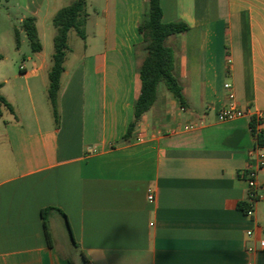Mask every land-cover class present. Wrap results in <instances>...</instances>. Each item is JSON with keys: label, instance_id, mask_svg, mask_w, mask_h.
<instances>
[{"label": "crops", "instance_id": "crops-1", "mask_svg": "<svg viewBox=\"0 0 264 264\" xmlns=\"http://www.w3.org/2000/svg\"><path fill=\"white\" fill-rule=\"evenodd\" d=\"M70 2L0 1V23L19 37L12 62L0 45V94L14 110L0 118V264H264V146L250 127L259 113L264 132V0H160L164 23L188 27L166 39L186 105L160 84L128 140L148 0H87L56 122L52 19ZM29 17L37 53L22 30ZM227 83L248 115L220 122ZM248 169L261 197L251 217L240 208Z\"/></svg>", "mask_w": 264, "mask_h": 264}, {"label": "trees", "instance_id": "trees-1", "mask_svg": "<svg viewBox=\"0 0 264 264\" xmlns=\"http://www.w3.org/2000/svg\"><path fill=\"white\" fill-rule=\"evenodd\" d=\"M0 1L8 2L10 0ZM162 17L163 11L160 0H148L146 14L138 27L139 33L147 42L146 54L140 71L142 88L140 96L134 106V119L124 136V140L130 139L142 116L154 105L160 84L163 83L166 85L167 89L173 94L180 106L185 107L186 105L182 89L174 74V54L173 51L166 46V39L172 35L187 31L188 27L183 23L166 24L162 21ZM87 19V0H71V2L62 8L52 19V25L56 34L53 40L54 52L48 74V98L56 122L59 121L58 95L61 88V78L65 70L67 55L70 52L69 33L74 30L81 39L85 40ZM22 30L27 36L32 52H40L42 50V44L38 37L36 19L33 17L26 18L22 23ZM16 43L17 46H19V37L17 33ZM2 59L3 57L0 55V61ZM4 109L14 112L12 106L0 94V118L3 115ZM253 125L254 122L250 121L251 129ZM258 145L260 148L264 146L263 130L258 137ZM240 208L246 212L248 208L247 203L241 204ZM42 214L44 217L46 234L51 244V237L45 219L47 210H44ZM61 214L66 219V216L63 213Z\"/></svg>", "mask_w": 264, "mask_h": 264}, {"label": "built area", "instance_id": "built-area-1", "mask_svg": "<svg viewBox=\"0 0 264 264\" xmlns=\"http://www.w3.org/2000/svg\"><path fill=\"white\" fill-rule=\"evenodd\" d=\"M225 89L228 93V100H229V104L227 107L223 108L219 113H218V121L220 122H231V121H235L238 119H241L243 117H246L248 115L247 111H244L242 109H239L236 104H235V91L234 88L231 84L227 83L225 85ZM251 121L254 122L253 128L251 129L254 140L256 142V149H259V145H258V137L262 132V115L261 114H256L254 116L250 117ZM255 149V150H256ZM254 150V151H255ZM250 153V155L253 154V152ZM259 168H263L264 166V156L261 155L259 157ZM245 176H246V181H247V185H248V193H247V211L245 212V214L248 217L253 216L254 214V210H255V205L258 203V201L260 200V194H259V183H258V179H257V173L256 171L252 170V169H248L245 172ZM149 200L153 201L154 200V196L152 194L149 195ZM248 236L252 235V232H248L247 233ZM260 250L264 251V239L260 242Z\"/></svg>", "mask_w": 264, "mask_h": 264}, {"label": "rangeland", "instance_id": "rangeland-1", "mask_svg": "<svg viewBox=\"0 0 264 264\" xmlns=\"http://www.w3.org/2000/svg\"><path fill=\"white\" fill-rule=\"evenodd\" d=\"M3 4L6 2L1 1ZM0 45L2 48L6 49L11 56L10 62H12V58L14 57L15 49H16V40L14 34L9 32L2 23H0ZM21 60V59H20Z\"/></svg>", "mask_w": 264, "mask_h": 264}]
</instances>
